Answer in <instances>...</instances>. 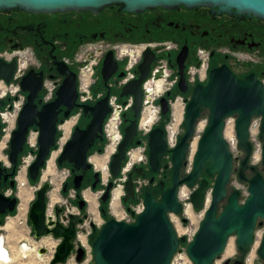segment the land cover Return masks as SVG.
Instances as JSON below:
<instances>
[{"label":"water","instance_id":"95a60500","mask_svg":"<svg viewBox=\"0 0 264 264\" xmlns=\"http://www.w3.org/2000/svg\"><path fill=\"white\" fill-rule=\"evenodd\" d=\"M113 4H120V9L128 12H142L157 7L174 9L179 6L186 8L208 6L217 7L215 13H232L233 11L236 14L256 16L264 20V0H0V11L19 9L47 13L65 11L98 13L104 7ZM183 52L184 49L178 55L180 65L178 87L181 92L187 90L182 64ZM154 59V51L147 48L137 65L136 77L124 84L119 93L121 97L127 95L133 97V118L125 119L128 124L124 127L122 139L109 162L110 175L116 179L121 175L129 145L133 143L137 135V121L143 98L142 82L148 77ZM15 68V60L7 62L0 58V80L10 83ZM117 68L118 63L113 51H107L101 67L103 81L107 82ZM56 70L63 79L55 90L54 98L47 102H43L39 97L43 90L42 72H36L31 68L19 81L20 90L26 94V97L16 118L15 128L10 135L8 160L14 174L27 147L30 130L36 129L37 151L27 170V176L31 182L39 181L42 169L56 146L59 124L69 118L78 107L82 108L83 113L89 112L91 119L84 128L79 126L73 128L70 138L57 157V164L68 162L72 164V170L83 172L93 168L88 157L89 150L97 139L102 140L104 119L111 111L108 94L92 105L78 103L76 72L62 61L56 62ZM162 75V72L158 71L154 74V78L158 79ZM118 76H123V73H119ZM158 102L161 114L167 115L168 101L161 97ZM6 106L5 99L0 97V111ZM203 108L209 112L207 125L194 152L191 171L180 178V171L185 164L188 152V139L193 135L195 122ZM255 116L260 117L259 130L262 134L264 133V84L261 80L254 73L240 78L226 64L211 68L206 81L196 84L191 90L181 122L185 132L175 145L168 147L164 126L155 125L147 134L148 165L152 171L158 169L159 160L163 155L170 154L172 167L170 187L163 192L160 200H156L153 193L145 192L143 209L135 216L134 221L128 222L113 217L105 220L96 235L90 239L93 264H171L175 254L181 250V245L185 246L186 254L192 264H213L223 254L228 239L232 235L236 237V247L240 254V258L235 259L232 264H245L244 257L254 242L255 230L257 226L264 223V178L256 172L247 180L248 194L242 201L241 192L238 189L228 193L227 186L233 169V154L223 136V131L225 119L235 117L237 147L245 154L237 177L245 180V170L248 168L251 155L249 127ZM1 128L0 115V134ZM139 143V140L136 141L137 145ZM261 164L264 166V141L261 148ZM202 169L207 176H215L211 188V200L195 235L191 241L187 242L184 235L179 236L169 215H177L183 211L178 196V187L183 184L194 188L190 194L193 207L201 206L208 186L206 179L198 182ZM5 170L0 161V187L1 182L9 175L4 173ZM133 173L143 176V168L135 165L128 172L124 183L117 180V185H123L124 188L123 202L134 197ZM98 174V172L95 173L97 179ZM81 179L82 175L75 176L73 181L75 190L79 189ZM95 184L96 182L93 183V187ZM112 186L113 181H109L100 197L102 202L109 198ZM50 188L49 182L40 184L30 203L27 217L33 236L35 239L52 236L58 240L47 264H65L72 255L79 263L85 256V249L82 245H75L77 225L72 220L73 215L69 214V221L64 224L62 220H66L67 217L64 215V207L59 205L53 207V215L47 214ZM223 200L225 204L219 210V203ZM79 202L82 208L85 200L82 199ZM16 204L17 197L0 193V214L13 212ZM126 210L131 212L128 206ZM0 245L2 246L1 242ZM24 246L26 247L23 243L22 247ZM47 252L45 247L37 248L38 255H44ZM257 254L264 264V231ZM229 261L230 259H227L223 264H228Z\"/></svg>","mask_w":264,"mask_h":264},{"label":"flooded vegetation","instance_id":"af4514ba","mask_svg":"<svg viewBox=\"0 0 264 264\" xmlns=\"http://www.w3.org/2000/svg\"><path fill=\"white\" fill-rule=\"evenodd\" d=\"M120 7H121L120 4L109 5L107 7H104L98 13H92L90 11H65V12L47 13V12H30L19 9L0 11V58L3 59L2 55L4 53H10L12 51L28 50L29 52H31L32 58L35 60L38 66L35 68L29 67L24 72V74H26L27 71L31 68H33L36 72H42L43 90L41 94H39V97L43 100V102H47L44 100V93H45L44 84L46 80L53 81L58 87L63 79V76L60 75L56 70V62L62 61L66 63L67 66L72 71L76 72L77 81H78V70L81 65L80 54L85 50V48L90 47L91 45H97L104 50L106 49L104 55L106 54L107 51L112 50L115 56L114 47L123 44H130L137 46L145 45L146 47H144L145 48L144 51L147 48H150L154 51L155 54V59L151 64L150 73L148 77L142 82L143 98H142V107L137 121V135L134 138L133 143L129 145V148L127 150V156L125 159L126 161L128 158L129 151L136 149L138 146L142 144V141H145L146 145L144 149V155L146 156L147 162H145L144 157H142V155L139 154V152H137L136 155V157L141 156V159L137 160L138 162L144 160L142 163L136 164V166L143 168V176L138 175L137 173H133L132 175L134 181V187H135L134 197L128 198L126 202H123L122 198L125 195L123 188L122 194H120L115 207H113L112 204L113 192L116 189V187L119 185V184L117 185V180H121L124 183L127 180L128 172L135 165L132 166L129 170L125 171V173L123 174L121 170V175L119 176L118 179L113 178L111 177L109 171V162L112 156L111 155L110 158H108V160L106 161L107 176L106 179H104L101 169L97 168L94 165V163L91 161V157L95 155L101 157L104 154V150L108 145V140L104 136V132H103L102 140L97 139L89 150L88 157L93 168L83 172L81 170L79 171L72 170V164L68 162H63L61 165L57 164L59 167H64L68 169L67 177L63 184V188H65V191L63 190L62 191L65 194L69 190L73 192V194H71V197L69 198L68 201L69 203H72L76 207L75 209L77 210V212H65V207L61 206L64 207V215L67 217V219L62 220V222L64 224H67L69 221L68 215L69 214L73 215L72 220L77 225V231H76L77 236L75 238V245H79V244L82 246L84 245L86 238L84 239L82 236L81 237L79 236V227L84 223L85 220L89 219V215H91L94 211L95 212L97 211L96 210L97 207L94 202H93L94 207L93 209H91L90 202L86 197L85 193L89 194L92 198L93 196L88 191L84 192V190H86L87 188H89L90 191L91 190L98 191V193L100 194L98 199H97L98 194L96 195V198L94 197V199L98 201L97 206L100 211V214L105 220H107L105 216L109 215L108 214L109 212L110 214H114L116 211L117 212L120 211L119 209L120 199H121V204L125 208L127 206L130 208L131 212H128L126 210L128 215H130L132 218L133 217L135 218L136 215L132 208L137 204H141V203L143 204V197L145 192L149 191L153 193L154 198L156 200H160L163 192L166 189H168L171 185L172 167L170 162V154L163 155L159 160L158 169L156 171H152L148 165V156H147L148 133L143 134L142 131H140L139 129V123L142 115L144 98L147 92V87L153 90V95L158 96L157 99L154 100V103L156 105L160 107L158 100L161 97H164L169 103V112L167 115H165V116H169V118L163 125L165 127V124L170 120V116L172 113L171 109L173 108L175 101L177 100L176 102L179 101L183 102V106L181 107V111L177 117V120L180 121L181 114L183 119L182 109L184 111L185 104L190 97L192 88L196 84L206 81V80L191 81L190 79L191 67L199 65L201 58L200 55L202 53L207 54L206 64L208 71L215 66L226 64L236 76L240 78H244L249 73H254L257 76V78L261 80V82L264 84V20L263 19L258 18L256 16H248L246 14H242V15L236 14L233 13V11L232 13L230 12L215 13L214 11L217 10L218 8L217 7L211 8L208 6H199L196 8H186L183 6H179L174 9L157 7L154 9H147L142 12H128L125 10H121ZM182 49H184L182 55L183 71L187 82V90L185 92H181L178 87V80L180 78L179 75L180 65L178 62V55ZM104 55L100 63H98L95 66L93 73L94 80L89 89V97L82 102L80 100V94L78 91L77 101L80 104L92 105L106 94L109 95L108 102L111 106V111L104 119L103 129L105 122L107 121L109 115L113 111L114 106L115 105L125 106V108H123L120 114V124L118 127L121 135H123V129L128 124V122H126L125 119L130 120L133 118V111H132L133 97L131 95L121 97L119 93L121 91V87L130 80L123 83V80L126 75V71L124 69V63L116 59L118 63L117 71L108 78L107 82H104L101 75V67H102V61ZM154 69H157L156 72L158 71L162 72L163 75L159 78L166 77V79L171 82H173L172 80H175V82L170 85V83H167L166 79L163 78L162 88L160 92L156 94H154L155 91L154 81H150V79L154 77L152 73ZM163 69H166L167 75H164ZM135 71L137 75V69ZM119 73H123V76L121 77L118 76ZM168 85H170V87H168L167 89ZM77 89H78V85H77ZM163 90L165 91L163 92ZM0 92L2 93L5 92V87L2 82H0ZM22 94L24 95V99H25L26 94L24 92H22ZM5 96L6 97L3 98L5 99L7 105L11 101V96L10 95H5ZM111 101L113 103H111ZM127 104H129V106ZM5 109L6 107L1 109L0 115L5 111ZM159 113H160V118L157 121L159 123L158 124L156 123V125H159L162 117H164L161 114V107L159 108ZM173 114L175 115L174 111ZM7 115H9V117L5 119ZM208 115H209L208 110L206 108H203L201 110L200 117L195 122L193 135L190 139H188V152L186 155L185 164L182 166L180 171V175H179L180 178L184 177L191 171L190 168L186 173H184V168L188 164L189 157H191L190 163L192 167L193 155L198 145L199 139L202 136L204 129L207 125ZM17 116L12 114H5L3 117L1 116V121H2L1 132L3 130L5 122H8L7 128H9V130L11 131L12 128L14 127V124L16 123ZM75 117H76V121L74 119H71ZM255 117L260 118L259 116H255ZM10 118H11V124L9 123ZM233 118L235 122V117ZM90 119H91V115L89 112L83 113L81 107L76 108L73 111V114L69 118L64 119L63 123L59 124L56 146L55 148H53V150L58 148L57 145L58 143L60 145L59 147H61L63 144L67 142L75 126L84 128L89 123ZM227 119H225V127L223 131L224 138H226L225 131L227 128L226 125ZM181 122L178 128L177 125L175 126V129L177 130V140L185 132ZM66 123H70L68 130L64 129V125ZM61 134L62 136L60 137ZM249 139L251 142V155L248 160V168L245 170L246 179L245 180L239 179L240 182L246 183L247 186H248L247 180L251 176H253L256 172H259L264 178V166L261 164V160L259 164L252 162L251 158L254 152V143L250 138V135H249ZM138 140L140 141V143L137 145L136 141ZM256 140L258 141V143H260V146L262 148V144L264 141V133L261 134L260 130L257 134ZM28 143H30V145L33 146L35 144V139L33 138V140L31 141V138H29V142L27 141V148H30L31 150L33 147L28 145ZM193 144L194 147H192ZM53 150L51 151V154L47 159V161L51 158L52 154L55 152ZM55 153L57 155L58 151H56ZM132 154L133 152H131V156ZM55 157H54V161H55ZM244 157L245 154L241 150L238 156L233 155L232 174L233 173L237 174L238 170L241 167V162L243 161ZM32 160L33 159L28 161L27 166L30 165ZM0 161L2 165L6 168L4 173L9 174L7 179L1 182L0 193H3L6 196H10V197H14V196L17 197L16 209L10 213L8 212L6 214H0V226H3L5 225V223H7V220L12 215L14 216V214L16 213V210L19 205V200H21L20 192L23 188L28 187V181L27 179H25V175H26L25 173L27 167L26 169L21 170L22 173L17 168L14 174H12L11 163L3 159H0ZM125 161L123 162L122 169L125 165ZM18 165H20V161ZM203 170L204 169H202L199 174L198 182L201 179H206L208 182V186H207L208 189L209 186L212 185V183L214 182L215 176L209 177L204 173ZM96 172L99 173L98 179L95 177ZM76 175H82V179L80 181V187L77 190L74 189V182H73ZM123 177L125 178L123 179ZM12 181H13V185H11ZM109 181H113V186L110 189L109 198L105 202H102L100 200V197L105 191ZM18 182L20 186H18ZM94 182H96L95 187H93ZM184 185L185 184L178 187V196H180L181 187H183ZM17 189H18V194H17ZM188 189L190 190L188 196L190 202V194L192 193L194 188L188 187ZM227 191L229 193L231 190L229 191L227 187ZM49 192H48V204L50 208L52 207V205H50L49 203L50 202ZM82 199L85 200V204L83 205L82 208H80L79 201ZM204 199H205V195H204ZM204 199L199 208L193 207L192 203L190 202L192 213L204 208L205 206ZM103 204L107 205V210L103 208ZM224 204H225V200L219 203V207H218L219 210L222 209ZM55 205H60V204L58 202ZM182 208L183 211L180 214H177V222L180 225L186 224L189 219V217L187 216L184 210L183 203H182ZM27 209H28V205H26L24 209L25 215L28 212ZM184 219L186 220L184 221ZM27 222L29 223V221ZM260 226L264 227V223ZM91 227H92L91 230L92 233L89 235V240L93 237L92 235L94 232L97 233L96 226L93 223L91 224ZM31 236L34 238L33 232ZM0 242L2 244L1 239ZM54 243L56 245V241ZM72 256L74 257V255ZM245 257H244V262H245ZM238 258H240V254L234 259H230L228 264H232V262Z\"/></svg>","mask_w":264,"mask_h":264},{"label":"rangeland","instance_id":"374dc122","mask_svg":"<svg viewBox=\"0 0 264 264\" xmlns=\"http://www.w3.org/2000/svg\"><path fill=\"white\" fill-rule=\"evenodd\" d=\"M37 66H38L37 64L33 65V63H32V64H30L28 66V68L29 67H34L35 68ZM50 82H53V81L46 80V82H45L46 83V87H48L49 85L52 84ZM3 84L7 88H11L12 89L14 87V86H8L5 82H3ZM14 85H15V81H14ZM15 87H18V86L15 85ZM20 91L17 94V96H18L19 100L23 101V100H25L24 99V95ZM17 96L13 97L12 100L17 98ZM179 103H181V107H182L183 106V102L179 101ZM171 110H173V108ZM8 117H9V115H7L5 119H7ZM181 120H182V116H181ZM231 122H234L233 118H231ZM156 123L158 124L159 122H155L154 125H156ZM7 126H8V122H5L3 130H2L1 135H0V142H3L4 145H5V149L3 150V155L6 157L7 162H9V160H8L9 140H10V135H11L12 130L15 128V124H14V127L12 128L11 131L9 130V128H7ZM227 128H228L227 134L231 133L232 131L230 132V130L232 129V126H231V128H229V127H227ZM227 134H226V137H227ZM8 135H9V138H8ZM37 136H38V133H37L36 130L33 129V130L30 131V133L28 135V142H29V138H31V139L34 138L35 139V144L32 146V145H30V143H28V145L32 146L33 148L31 150H27L26 153L22 155L21 160H20V165L18 167V169L20 171L26 169V167H27L26 173H25L26 174L25 175V179H27V181H28V187H26V189H28V191H27L28 195H25V197H24L22 195V193L20 192L21 200H19V205H18V208L16 210V213L14 214V216L12 215L7 220V223L9 224L10 228H12L10 233H17V232L19 234L21 233L22 237H20L19 239H22V241H28L29 247H30L31 250L34 247L36 249L34 248L33 251L30 250L26 254L22 250H20V251L18 250L19 253H15L14 252L11 255L12 258L10 259V261L8 263H5V262L3 263L1 261L0 264H47L50 261L52 255H53V252L55 250V247H56V245L58 243V240H54L52 236L44 237V238H41L40 240L34 239L31 236L32 235L31 227H30L29 223L27 222L28 221L27 220V213H26V215L24 213V209H25L26 205H28V202H31L34 199L35 191L38 188V186L40 184H42L43 182H45V181L46 182L47 181L50 182L49 180H41V179H39L38 182L30 183V181L28 180V176H27L28 166H27V164H28V161H30L31 159L34 160V158H35V154H36V151H37ZM61 136H62V134L60 135V137ZM233 137H235V136H233ZM230 138H232V137L230 136ZM235 139H236V137H235ZM235 142L236 143H233V142L230 143V150H231V152H232V154L234 156H238L240 150L237 148V141H235ZM253 143H255V140H254ZM57 145H58V148L53 150L55 152L58 151V153H57V155H56L55 152L53 153L54 157L56 156L55 157V161L53 162L54 166H55V178L53 180V183H50L51 190L49 192V199H53V197L54 198L56 197L53 200V201H55L58 198L59 199V204H60L59 206H64L65 207V212H77V210L75 209L76 207L72 203H69V201H68L69 198L71 197V194H73V192L71 190H69L65 194L62 191L63 190L64 181L66 180V177H67L68 169L64 168V167H59L57 165L56 160H57V157L59 156L60 152L62 151V148H63L64 144L61 147H59L60 146L59 143ZM145 145H146L145 141H142V144L140 146H145ZM142 154H143L145 162H147L146 156L144 155V152ZM190 156H192V155H190ZM251 159H252V162L256 163V164H259L260 160H261L260 159L258 162H255L253 157ZM190 161H191V157H189L188 164L184 168V173H186L191 168ZM105 165H106V161H105ZM45 168L46 167H44L43 172H44ZM98 168L101 169V171L103 172L101 167H98ZM106 176H107V172H104V176H103L104 179H106ZM18 186H20L19 182H18ZM227 187H228L229 191L233 190V189H238L241 192V201L244 200L245 197L248 194L247 193V184L243 183V182H240L239 179L237 178V174L236 173L232 174V176L230 178V181H229V184H228ZM211 188H212V185H210L209 188L206 190V197L209 195L210 198H211ZM85 191H88L93 196V198H92L89 194L85 193L86 197L88 198V200L90 202L91 209H93L94 203H95V205L97 207L96 208L97 211L96 212L94 211L91 215H89V219L85 220L84 223L82 225H80V227H79V236L80 237L82 236L84 239L86 238L83 248H85L86 253L88 254V257H89V256H92L91 255L90 240H89V235L92 233L91 232V230H92L91 224L93 223L96 226V229L98 231V229L101 227V225L105 222V219L102 217V215L100 214V211L98 209V206H97L98 205V201L94 199V197L96 198L97 194H98L97 199L99 198L100 194L98 193V191H93V190L90 191L89 188L84 190V192ZM189 191L190 190L185 185L183 187H181V190H180V195H181V193H185V196H179V200L184 204V210L188 209V208H189V210H191L190 207H189V206H191V203L189 202L188 197L186 198V196L189 193ZM122 192H123V186L122 185H118L116 187V189L114 190V192H113L112 200L114 199V195L115 194H119V196H120V194H122ZM17 194H18V189H17ZM51 203H53V202H51ZM54 205L55 204H53L52 207H50V209H52L51 210L52 214H53ZM119 209H120V213H123L122 215H124L126 213V208L121 204V199H120ZM201 211L202 210L196 211V212L192 213L191 216H188L189 217L188 222L186 224H184V225H180L177 222V215H172L171 222L174 225L175 229L177 230V233L179 234V236L189 233V230L193 231L194 229H197V227L199 225V222H200V220L203 217V216L202 217L200 216L201 215ZM108 212H109V210H108ZM108 214H109L108 215L109 218L110 217H113V218H116V219L122 218L121 217L122 215H119V213L118 214H116V213L115 214H110V212H109ZM263 231H264V227L263 226L262 227L261 226H257V228L255 230V240L254 241L258 242V245L254 246V244H253V247H251V249L248 252L249 256L253 260V263H255V264H261V260H260V258L258 257V254H257V249H258V246L260 244V240H261ZM19 239H17V241ZM235 240H236L235 235H232V236L229 237L228 242H227V245L231 249H233V254L228 257V256H224L223 255L224 253H223L213 264H223L224 261H226L227 259H234L235 257H237L239 255V252H238L237 247H236ZM55 241H56V245H54ZM78 241H79V238H78ZM52 245H54L52 248H47L48 252L46 254H44V255H38L37 254V248H39V247H45L46 248V246H52ZM180 248H181V254L183 255L186 252L185 251V246L181 245ZM182 262L184 264H191L189 261L186 260L185 257H182L181 259H177L175 261V264H182ZM83 264H93V259H91V261L89 259L88 262L86 261Z\"/></svg>","mask_w":264,"mask_h":264},{"label":"built area","instance_id":"2783aa9c","mask_svg":"<svg viewBox=\"0 0 264 264\" xmlns=\"http://www.w3.org/2000/svg\"><path fill=\"white\" fill-rule=\"evenodd\" d=\"M133 46H137V45L123 44V45L114 47L116 59L119 60V61H122L124 63V69L126 71V75H125V78L123 80V83L135 78V76H136V71L135 70L137 69V65L139 64V62L142 59V53H143V51L145 49V48H143V49L132 48ZM105 51H106V49L104 50V49H102L101 47H99L97 45H91L90 47L85 48V50L80 54L81 65H80L79 70H78V91H79V94H80V100L82 102L86 98L89 97V89H90V86H91V84L93 83V80H94L93 73H94L95 66L98 63H100ZM21 52H23V51H12L10 53H4L2 55L3 59L5 61H7V62H10L12 60L16 61V68L14 70L12 80H11L10 83H8V84L6 83L8 86H14L12 89L11 88H7L10 91H12V90H15L16 92L20 91L19 81L22 78V76L24 75V72L27 70V68H28V66L30 64H32V63H33V65L36 64V62H35V60L33 58L29 59V58H25V57H21V56H16V57L13 56L14 54L16 55V53L19 54ZM200 56H201V58H200L199 65L191 67V70H190V79H191V81H193V80L204 81L205 79H207L206 78L207 54L206 53H202ZM156 71H157V69H154V71L152 72L153 75L155 74ZM163 72H164V75H167L166 69H163ZM163 78L166 79V77H163ZM163 78L155 79L154 77H152L150 79V81H155V80H159V79H163ZM14 81H15V85H17L18 87H15ZM172 81L173 82L169 81V83L173 84L175 82V80H172ZM0 82L3 83L5 81L4 80H0ZM50 83H52L51 85L54 87V90L52 91V89H50L51 85H49V86L47 85L48 87H46V83L44 84V91H45L44 100L45 101H48V100H50V99H52L54 97L55 89L57 87V85L54 82H50ZM16 92H15L14 95L11 96V101L7 104L5 111L3 113H1L2 117L5 114H13V115L16 114V116H17V114L19 113V111H20V109H21V107H22V105L24 103V100L23 101L19 100L18 96L16 95ZM147 92H146V94H147ZM16 96H17V98L12 100V98L16 97ZM0 97H6V96L3 95V96H0ZM154 100L155 99H153V100L147 99V96L145 95L143 110L146 108V106L150 105V106L155 107V109L159 113V108L160 107L154 103ZM111 103H113V102L111 101ZM127 105L129 106V104H127ZM123 108H125V106H116V105L114 106L113 111L109 115L107 121L105 122L104 129H103L104 136L106 138L108 137V139H107L108 140V145H109V142L111 143L112 141H114V139L117 138L116 139V141H117L116 149H117V146H118L119 142L122 139V135H121L120 130L118 129V127H119V124H120V114H121ZM143 110H142V112H143ZM231 118H233V117H230V118L227 119L226 125L229 128H231V126H232L231 131L234 132L235 131V129H234V123L235 122H231ZM233 120H234V118H233ZM170 123H171V116H170V120L165 124V131H166V138H167L168 146L169 147H173L175 145L176 141L173 143V140L172 141L170 140V137H169V125H170ZM114 124L116 126V128H115L116 133L112 137V136H110L108 134H109V128L112 127ZM117 125H118V127H117ZM259 128H260V118L253 117L252 120H251L250 127H249L250 138L253 140V142L255 140L254 150L255 151H259L260 154H261L260 143H258V141L256 140L257 134L259 132ZM150 129L148 131H142V133L143 134H147L150 131ZM252 133H254V134H252ZM116 135H117V137H116ZM235 137L229 138V139L225 138L227 140L228 144H229V147H230V143H232V142L234 143V141H237V139H235ZM138 147L139 148H144V146H138ZM130 152L131 151L128 152V156H129ZM253 156H254V152H253ZM127 164H129L128 159L125 161V165H127ZM125 165H124V167L122 169V174H123V170H126V169L128 170V167H126ZM124 178L125 177H123V179ZM206 201H207V197H206V193H205V205H206ZM132 209L134 210L135 215H137L138 213H140L142 211L143 204L142 203L141 204H137V205L133 206ZM51 210L52 209H50L49 205H48L47 214L53 215ZM172 215H174V214H170V220H171ZM200 216L201 217L203 216L202 212H201ZM119 220H125V221H128V222H131V221H134V217L132 218L126 212L122 216V218H120ZM196 231H197V229H194L193 231L189 230V233L184 235L186 237V239H187V242L192 240V238L195 235ZM83 247H84V245H83ZM91 255H92V253H91ZM182 257H185L186 260L191 263V261L188 258L186 252L182 255L181 254V250H180V251H178L175 254L171 264H175V261L177 259H181ZM89 259L91 261V259H93V257L92 256L88 257V254L86 253V250H85V256H84V258H83V260L81 262L77 263L75 261L74 257L71 256L67 260V262L65 264H83L86 261L88 262ZM3 260L4 259L0 257V261H3Z\"/></svg>","mask_w":264,"mask_h":264},{"label":"bare ground","instance_id":"6f19581e","mask_svg":"<svg viewBox=\"0 0 264 264\" xmlns=\"http://www.w3.org/2000/svg\"><path fill=\"white\" fill-rule=\"evenodd\" d=\"M151 45V44H150ZM152 46H154V45H152ZM144 47H146L145 45H138V46H133L132 48H138V49H143ZM13 56H21V57H25V58H29V59H31L32 58V54H31V52H29L28 50H24L23 52H21V53H19V54H17L16 53V55L14 54ZM207 74H208V69H207V67H206V78H207ZM166 81H167V83H169V80H167L166 79ZM162 83H163V79H159V80H156V81H154V87H155V91H154V94H156V93H158V92H160V90H161V88H162ZM170 85H171V83H170ZM170 85H168L167 86V89H168V87H170ZM147 86V85H146ZM5 87V92H0V96H3V95H10V96H12V95H14L15 94V90H12V91H10L9 89H7V87L6 86H4ZM50 89H52V91L54 90V87L51 85V87H50ZM167 89H165V90H167ZM165 90H163V92L165 91ZM147 94H146V96H147V99H149V100H153V99H157V97L158 96H156V95H153V90L152 89H149L148 87H147ZM162 92V93H163ZM19 92H16V95L18 94ZM161 93V94H162ZM160 94V95H161ZM173 105V104H172ZM173 111H174V113H175V115L173 114ZM180 111H181V104L179 103V102H176L175 101V104H174V106H173V110H172V114H171V123H170V125H169V137H170V140L172 141L173 140V143L177 140V130L175 129V126L177 125V126H179V124H180V122H181V118H180V121L179 120H177V117H178V115H179V113H180ZM17 112V111H16ZM182 112H183V109H182ZM13 115V114H12ZM16 115V114H15ZM181 116H182V114H181ZM160 118V113H158L157 112V110L155 109V107H153V106H150V105H148V106H146V108L143 110V112H142V115H141V118H140V123H139V129H140V131H148L154 124H155V122H157L158 121V119ZM71 119H74L75 121H76V117L75 118H71ZM9 123L11 124V118L9 119ZM154 123V124H153ZM153 124V125H152ZM152 125V126H151ZM69 126H70V123H66L65 125H64V129L65 130H68V128H69ZM149 126V127H148ZM117 127H118V125H117ZM115 128H116V126H115V124L112 126V127H110L109 128V134L108 135H110V136H114L115 135V133H116V130H115ZM178 128V127H177ZM227 130H228V128L226 129V131H225V137H226V134H227ZM230 132H231V130H230ZM252 134H254V133H252ZM230 136L233 138V136H236L235 135V131L233 132H231V133H229V134H227V139H229L230 138ZM116 137H117V135H116ZM107 139H108V137H107ZM117 139V138H116ZM116 139H114V141H112L111 143L109 142V145H107L106 146V148H105V150H104V155H102L101 157H99V156H93V157H91V161L94 163V165L98 168V167H101L102 168V170H103V176H104V172H107V163H106V165H105V161H107L108 160V158H110V156L114 153V152H116V143H117V141H116ZM33 139H31V141H32ZM234 143H236L235 141H234ZM192 147H194V144L192 145ZM5 149V145H4V143L3 142H0V159H3V160H6V157L3 155V150ZM144 149H145V146H144V148H139V147H137L136 149H134L133 151H131V152H133V154H132V156H131V152H130V154H129V156H128V162H129V164H127V165H125L126 167H128V170L132 167V166H134V165H136V164H138V163H142L143 161H141V162H138L137 160H140L141 159V156L140 157H136V155H137V152L139 151V154H141L142 155V157H143V152H144ZM111 153V154H110ZM138 154V155H139ZM109 155V156H108ZM257 155V156H256ZM253 158H254V161L255 162H258L260 159H261V154H260V152L259 151H255L254 150V156H252ZM54 155L52 154V156H51V158L49 159V161H47V163H46V168H45V170H44V172H42V175H41V180H49L50 181V183H53V180H54V178H55V166H54ZM125 171H127V169L126 170H123V173H125ZM21 173H22V171H21ZM27 191H28V189H26V188H23L22 190H21V193H22V195L25 197V195H28L27 194ZM180 196H185V193H181V195ZM189 196V193L187 194V196H186V198ZM119 197V194H115L114 195V199H113V202H112V204H113V207H115V205H116V202H117V198ZM56 198V197H55ZM54 197H53V199H50V201L51 202H53V203H51V202H49L50 203V205H53V204H56V203H58L59 202V199L57 198L55 201H53L54 199H55ZM21 199V198H20ZM210 200H211V198H210V196L208 195L207 196V201H206V205L204 206V208L203 209H201L202 211V215L204 214V212H205V208L208 206V204L210 203ZM204 203H205V199H204ZM190 207V206H189ZM190 209H191V207H190ZM185 212H186V214H187V216H191V214H192V211L191 210H189V208L188 209H185ZM116 214H118L119 213V215H122L123 213H120V211L119 212H115ZM114 213V214H115ZM123 216V215H122ZM121 216V217H122ZM7 225V227L9 228V229H11L10 228V226H9V224L7 223L6 224ZM6 227V228H7ZM9 229H7V230H9ZM19 229V228H18ZM255 240V239H254ZM4 244V243H3ZM27 245H26V247L24 246V247H22L21 248V250L26 254V253H28L31 249H30V247H29V244L28 243H26ZM253 244H254V246H256V245H258V242H253ZM253 244H252V246L251 247H253ZM54 245H55V243H54ZM54 245H52V246H46V248H52ZM228 246V245H227ZM226 246V248H225V250H224V256H231L232 254H233V249H231L229 246L227 247ZM33 247V246H32ZM251 247H250V249H251ZM35 248V247H34ZM33 248V249H34ZM33 249L31 250V251H33ZM36 249V248H35ZM0 257L1 258H3L4 260L2 261L3 263L5 262V263H8L9 261H10V259H11V256L10 255H6V252H5V250L3 249V247L0 245ZM1 262V261H0ZM182 264H184L183 262H182ZM192 264V263H191ZM245 264H255V263H253V260L251 259V257L249 256V254H247L246 255V257H245ZM261 264H262V262H261Z\"/></svg>","mask_w":264,"mask_h":264},{"label":"crops","instance_id":"0c3cea01","mask_svg":"<svg viewBox=\"0 0 264 264\" xmlns=\"http://www.w3.org/2000/svg\"><path fill=\"white\" fill-rule=\"evenodd\" d=\"M30 203L31 202L28 203V210H29ZM6 224L7 223H5V225H3V226H0V238L2 241V247L6 251V255L11 256L14 252L19 253V251L22 248V244L24 243L25 245H27L26 243H28V241H22V239H19L20 237H22L21 233L20 234L18 232L17 233H10L12 228L10 230H7L9 228H6L7 227ZM17 239H19V240L17 241ZM37 240H40V239H37Z\"/></svg>","mask_w":264,"mask_h":264},{"label":"trees","instance_id":"16d2710c","mask_svg":"<svg viewBox=\"0 0 264 264\" xmlns=\"http://www.w3.org/2000/svg\"><path fill=\"white\" fill-rule=\"evenodd\" d=\"M168 118H169V116H164V117H162L161 122H160L159 125H160V126H163L164 123L168 120ZM27 150H30V148H27V147H26L25 150H24V153H26ZM31 183H35V182H31ZM103 208H104L105 210H107V205H106V204H103ZM105 218L108 219V218H109L108 215H106ZM94 234H96V232H94L92 236H94Z\"/></svg>","mask_w":264,"mask_h":264}]
</instances>
